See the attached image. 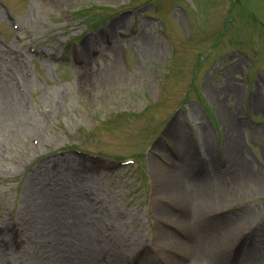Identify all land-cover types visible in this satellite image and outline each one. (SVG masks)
<instances>
[{"label":"rangeland","instance_id":"rangeland-1","mask_svg":"<svg viewBox=\"0 0 264 264\" xmlns=\"http://www.w3.org/2000/svg\"><path fill=\"white\" fill-rule=\"evenodd\" d=\"M235 155L264 176V0H0V264H264Z\"/></svg>","mask_w":264,"mask_h":264},{"label":"bare ground","instance_id":"bare-ground-1","mask_svg":"<svg viewBox=\"0 0 264 264\" xmlns=\"http://www.w3.org/2000/svg\"><path fill=\"white\" fill-rule=\"evenodd\" d=\"M227 116H228L229 122H230L229 127L232 128L233 136H234V135H236V133H238V131H239L238 129L241 127V125H239L233 119V117L231 116L230 113ZM234 138H237V137L234 136ZM236 140L234 139V143L237 147H239V144H237ZM240 148L237 151H239ZM237 151H236V153H238ZM154 170L156 172L157 186L158 187L160 186L159 188L162 187L161 189L165 193H167L170 197H172L175 201L183 204L187 208V210H189L188 207L190 208L191 206H193V207L195 206L196 209L198 207H202L200 204H198V202H197L198 200L196 199V201H195V198H193L190 195L189 191H187L186 182H184L180 179V177L176 171L165 169L164 167H161L160 165H158L156 161H154ZM227 174H228L227 180H228V183L230 185L241 186L245 183H248V181H251V182L253 181L256 183H259L262 181L264 182V176L261 174H259V175L252 174L248 170L246 163H244L242 160H240L239 157H237V155H235L233 163L230 166ZM166 213H167V211H166ZM173 214H174L173 212H168L166 214V216H168V218H170V217H172ZM185 214H187L186 216H184L185 221L190 223L191 220L188 217V216H190V212H186ZM159 238L161 241L167 242V240H169V238H172V236L167 232H162L160 234ZM181 244H182L181 249L183 251H187L188 254L190 252H194L195 254L196 253L201 254V255L195 256V262L192 264H211V263H209V260H207V258L204 257V254H202V251L200 248L193 247L192 245H189V244L188 245L183 244V243H181ZM166 246H167V244H166ZM172 264H186V263H182L181 261L174 260V262H172ZM187 264H189V263H187Z\"/></svg>","mask_w":264,"mask_h":264}]
</instances>
